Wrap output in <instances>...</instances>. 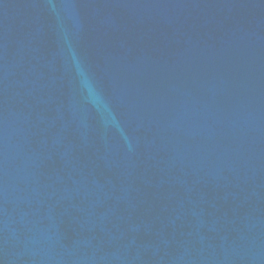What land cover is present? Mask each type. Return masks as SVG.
Returning a JSON list of instances; mask_svg holds the SVG:
<instances>
[{"label":"water","instance_id":"95a60500","mask_svg":"<svg viewBox=\"0 0 264 264\" xmlns=\"http://www.w3.org/2000/svg\"><path fill=\"white\" fill-rule=\"evenodd\" d=\"M0 264H264V0H0Z\"/></svg>","mask_w":264,"mask_h":264}]
</instances>
